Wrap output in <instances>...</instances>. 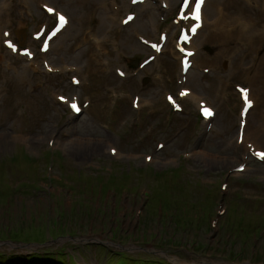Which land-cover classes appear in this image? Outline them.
<instances>
[{"label": "rangeland", "instance_id": "rangeland-1", "mask_svg": "<svg viewBox=\"0 0 264 264\" xmlns=\"http://www.w3.org/2000/svg\"><path fill=\"white\" fill-rule=\"evenodd\" d=\"M155 1L136 7L130 0L126 3L138 18L152 12L160 18ZM179 2L171 0V9L162 13L159 33L165 32L166 38L160 53L140 37L137 41L127 24L118 23L115 36L132 37L141 47L128 53L115 50L116 41H105L102 49L109 54L103 60L106 62L97 64L93 58L103 51L91 48L89 40L71 49L76 33L72 27L68 43L59 39L54 50L69 44L63 56L70 62L65 63L72 68L78 63L85 72V82L75 87L73 72L59 74L44 68V60H56L40 52L39 41L33 38L41 24L53 25L54 18L42 17L34 5V17L21 18V0H0V264H8L9 259L19 264L15 257L27 261L30 254L35 256L30 258L32 263L51 264L136 260L264 264V162L246 146L235 147L242 107L236 85H248V75L240 68L230 75L236 60L252 73L264 67V46L256 43L252 54L247 35H243L219 47L216 39L207 38V26L196 46L200 55L208 58L202 65L209 71L202 70L198 58L185 77L199 84L198 91L208 93L223 76L224 87L213 101L205 100L216 108V117L197 122L198 104L183 99V114L166 117L167 89L178 95L184 87L180 57L174 50L180 25L173 18ZM116 4L109 1L105 12L101 5L92 6L86 0L59 5L70 11L74 8L71 12L67 9L71 19L84 15L87 32L98 18L105 17L107 28L111 26L107 19L118 14ZM251 6L258 11L256 5ZM14 7L16 11L9 13ZM128 11H122L120 18ZM5 32L21 47H30L34 57L10 51L3 43ZM259 32L264 34V27ZM80 50L86 56L76 60ZM149 55L156 58L145 66L141 78L124 81L116 75V67L131 75L133 65ZM254 56L255 61L249 62ZM15 74L28 75L41 93L27 94L34 92L35 86L15 92L11 83ZM150 75L153 81L144 86L142 80ZM261 86L260 82L256 85L260 109L250 115L251 130L256 114L264 112ZM126 91L131 96L127 97ZM16 94H20L18 99ZM58 94L69 99L77 96L81 104L90 103V107L73 115L68 104L58 100ZM134 95L141 96L137 111L132 107ZM139 112L143 118L137 126L134 117ZM178 127H183V132L172 140ZM262 130L264 133V125ZM159 142L167 144L159 148ZM111 146L117 155L109 152ZM146 155L153 156L154 162L146 161ZM241 163H246V171L237 170Z\"/></svg>", "mask_w": 264, "mask_h": 264}, {"label": "bare ground", "instance_id": "bare-ground-1", "mask_svg": "<svg viewBox=\"0 0 264 264\" xmlns=\"http://www.w3.org/2000/svg\"><path fill=\"white\" fill-rule=\"evenodd\" d=\"M68 2L69 0H21V4L24 5V10H21V12H18L21 16V18H26L31 13L32 6L35 3L38 7V10H40L39 5L42 4L52 6L56 9L55 16L57 15V12L60 10L58 9V5L60 4L62 6L63 2ZM81 1V0H79ZM87 3H89L92 6H102L103 11L104 5H108V2H116L117 3V10L118 14L112 19L108 18L107 23L111 24L107 28V24H105L104 18H98V22L95 27L89 29L87 32L85 30L86 25V19L85 16L82 14H79L76 19L73 17L72 19L68 17V22L65 27L61 31H59L56 36H54L51 39L50 48L48 50V53L52 51V44L54 41H57L59 39H63V41H66L68 43V31L74 27L75 34H74V41L73 45L80 44L78 42H83L85 39L89 40L90 47L93 49H96L97 47H104L105 41L111 42L116 41V48H114L117 51H126V52H132L134 49L141 47V45L138 44V42L134 41V38H129L125 36H115L117 32V24L119 22L122 23V19L120 18L121 12L128 11L130 5L126 3V0H121V4L118 3L117 0H86ZM147 0H144L143 3H139L141 5L138 6H147ZM162 2H166L167 8L171 5V0H161L158 5V11L161 13L165 8L162 7ZM250 3H255L258 7V11H255L251 5H249L244 0H205L204 3V10L202 12V25L198 29L196 35L192 36L189 39V46L191 49L195 50L194 56L190 58V60L193 61L191 67L195 64V59L200 58V66L206 67L202 65L204 63V60H207L208 58H205L201 56L200 49H198L195 45V42L199 40L200 35L203 33L204 29L208 26L209 27V33L207 34V38L212 40L216 39V41L219 42V47L227 45L232 39L234 38H240L241 36L247 35V41L250 44V51L253 54V52L256 50V43H260L264 46V34H262L260 29L264 27V0H248ZM143 4V5H142ZM208 10L206 11L205 9ZM69 10V8H67ZM67 10V11H68ZM74 8L71 9L73 11ZM16 11V8L14 7L13 10H9V13H13ZM70 11V10H69ZM68 11V12H69ZM70 11V12H71ZM69 12V13H70ZM81 13V11H80ZM34 16V14H33ZM102 16V15H101ZM87 17V16H86ZM141 17V18H140ZM140 20L137 16L133 20H131L130 23L127 24V27H130V31L137 35L138 37L142 38L143 40L150 41V44L153 43L152 39H157V33L158 29L160 27V21L152 16L151 14L141 13L140 14ZM41 19V17H39ZM208 19L210 20V24L208 25ZM247 19L246 23H244L242 20ZM150 22L153 25H150ZM74 23V24H73ZM153 26V28H151ZM38 32V31H37ZM66 34V35H64ZM64 35V36H63ZM93 36L89 38L90 36ZM257 35V36H256ZM196 37V38H195ZM101 38V39H100ZM66 46V45H65ZM62 46L59 50V57L64 58L63 52L64 47ZM67 48H69V44L67 45ZM162 48V42L158 44V49L156 50L157 53L161 52ZM176 50V48H174ZM103 51V49H102ZM177 51V50H176ZM177 55L180 56L178 51L176 52ZM109 54L108 51H103L101 53L95 54L93 60L99 64L101 61H103L106 56ZM86 56L84 52H80L79 55L74 58L76 60L82 59ZM181 57V56H180ZM256 57H252L249 59V62H254ZM155 60V59H154ZM217 60H221V57H218ZM106 61H103V63ZM111 63H113V59L108 62V65L111 66ZM50 66V65H49ZM232 71L230 75L233 77V69L240 68L241 71L245 72L247 74L246 82H248L250 85L253 86V91L250 89L249 98L253 101L252 107L248 110L245 118L241 117L242 120H246V123L243 127V141L242 144H236L235 147H247L249 150H253L254 152L260 150V146H264V136H263V130L262 125H264V112H259V114H256L255 119L257 121L254 124V127L252 130L250 129L251 124V118L250 115L255 111L260 109V104L258 103L254 92H257V83H262L261 89L264 90V77L262 78L264 74V67L262 66L260 69L255 71V74H251L252 72L249 69H244V66L239 65L237 63V60L231 65ZM146 69V67L138 73L137 76H135L134 80L141 78L142 72ZM191 69V68H190ZM190 69L187 73H189ZM13 79L11 81L12 87L15 92L18 90H21L25 88L28 84L31 83V78L28 75H20L15 74L11 76ZM193 79V78H192ZM196 81L195 79H193ZM81 82V81H80ZM79 82V83H80ZM185 83V89L190 88L189 93L183 98L184 100H193L195 103L200 104V101L203 100V97L206 96L209 100H214L216 92H220V88L224 87L225 80L223 79V76L219 77V81L216 85H211L208 89V93L201 92L196 89V87H200L199 84H196V82L189 81L188 78L186 79ZM34 92L27 93L30 96H35L41 93L40 90H37V87H35ZM259 91V90H258ZM17 99L20 97V94H16ZM263 110V108H262ZM82 112V111H81ZM80 112V113H81ZM216 115V113H215ZM214 115V117H215ZM212 119V118H210ZM237 134H239V128L237 129ZM238 137V135H237ZM203 154V153H201ZM119 155L118 157H120ZM243 154V159L244 158ZM154 162V158H152L151 163Z\"/></svg>", "mask_w": 264, "mask_h": 264}, {"label": "trees", "instance_id": "trees-1", "mask_svg": "<svg viewBox=\"0 0 264 264\" xmlns=\"http://www.w3.org/2000/svg\"><path fill=\"white\" fill-rule=\"evenodd\" d=\"M34 254H30V256L28 257V259H27V261H24V259L23 258H21V257H19V256H17V257H15V261L17 262V263H19V264H51L50 262H44V263H41V262H39V263H36L35 261H33V263L31 262V259H34ZM31 258V259H30ZM9 263H12V264H16L12 259H9V262H8V264ZM117 264H168V263H159V262H157V263H152V262H145V261H140V260H136V261H134V262H125V263H117Z\"/></svg>", "mask_w": 264, "mask_h": 264}, {"label": "snow or ice", "instance_id": "snow-or-ice-1", "mask_svg": "<svg viewBox=\"0 0 264 264\" xmlns=\"http://www.w3.org/2000/svg\"><path fill=\"white\" fill-rule=\"evenodd\" d=\"M200 3H203V0H200ZM199 4L197 5V13H199ZM197 19H199V15H197ZM64 20V18L63 17H61V21H63ZM242 91H244V90H242ZM244 99H245V101L246 102H249V98H248V94H247V92L246 91H244ZM249 104H250V102H249ZM73 107L75 108L76 106L75 105H73ZM78 110V109H77ZM205 113H206V115H211V111L210 110H205ZM260 156H261V158L262 159H264V153H260L259 154Z\"/></svg>", "mask_w": 264, "mask_h": 264}, {"label": "flooded vegetation", "instance_id": "flooded-vegetation-1", "mask_svg": "<svg viewBox=\"0 0 264 264\" xmlns=\"http://www.w3.org/2000/svg\"><path fill=\"white\" fill-rule=\"evenodd\" d=\"M165 115L170 117L171 116V111L167 108L166 111H165ZM171 127V126H170ZM180 136V134H179Z\"/></svg>", "mask_w": 264, "mask_h": 264}]
</instances>
